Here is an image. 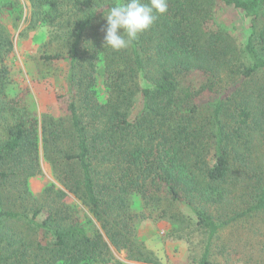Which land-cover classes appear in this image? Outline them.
Returning a JSON list of instances; mask_svg holds the SVG:
<instances>
[{
    "label": "trees",
    "instance_id": "1",
    "mask_svg": "<svg viewBox=\"0 0 264 264\" xmlns=\"http://www.w3.org/2000/svg\"><path fill=\"white\" fill-rule=\"evenodd\" d=\"M29 1L31 27L46 24L56 43L40 59L68 62L65 106L41 121L9 97L13 41L0 22V264H128L115 250L161 264L139 239L159 218L179 238L201 235L197 264H215L222 235L250 223L259 240L246 262L264 264L253 225L264 221V0H168L120 51L104 45V15L124 0ZM216 6L249 19L243 47L211 27ZM193 73L204 78L187 83ZM41 151L59 184L36 199ZM182 204L194 216L169 212Z\"/></svg>",
    "mask_w": 264,
    "mask_h": 264
},
{
    "label": "rangeland",
    "instance_id": "2",
    "mask_svg": "<svg viewBox=\"0 0 264 264\" xmlns=\"http://www.w3.org/2000/svg\"><path fill=\"white\" fill-rule=\"evenodd\" d=\"M12 3L16 9L3 10L0 12V22L8 32L13 41V49L6 56L5 64L10 69L9 85L7 93L9 97L20 96L27 108L35 112L41 119L45 113L61 114L65 106L62 98L66 94L64 81L67 77L68 62L65 60L53 63L43 62L40 59L42 54L52 53L56 48L55 41L49 36L50 28L46 24H38L32 28L33 23L32 7L29 0H0V5ZM214 21L211 27H223L228 31L233 40L243 47L251 33L247 23L249 19L242 12L233 11L225 6H216L214 12ZM5 54V49L0 47L1 55ZM1 65V61H0ZM204 77L198 73H193L186 77L187 83L196 84ZM42 172L28 179V186L33 197H41L46 186L55 182L51 165L46 161L41 151ZM10 181L7 182L6 194L11 196L13 193L10 187ZM31 206V203H30ZM82 207V205H81ZM141 209L140 199L136 197L134 209ZM181 211L187 217L194 216L192 210L182 204L180 207H173L169 212ZM253 225L261 226L264 233V221L262 219H253ZM173 225L168 219H147L142 222L139 233V239L144 242L146 247L153 250L160 259L161 264H197L195 257L201 252V235L191 237L187 240L171 234ZM250 223L231 227L215 244V264H251L246 262L251 253L258 244V236L254 232H249ZM251 235V241L247 238ZM224 248V252H220ZM114 254L120 260L128 264H150L142 263L126 256V252L114 251Z\"/></svg>",
    "mask_w": 264,
    "mask_h": 264
},
{
    "label": "clouds",
    "instance_id": "3",
    "mask_svg": "<svg viewBox=\"0 0 264 264\" xmlns=\"http://www.w3.org/2000/svg\"><path fill=\"white\" fill-rule=\"evenodd\" d=\"M167 11L168 0H124L114 4L104 15V45L115 51L129 48Z\"/></svg>",
    "mask_w": 264,
    "mask_h": 264
}]
</instances>
